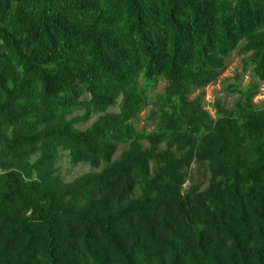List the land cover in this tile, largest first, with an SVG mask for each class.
Returning a JSON list of instances; mask_svg holds the SVG:
<instances>
[{
  "label": "trees",
  "instance_id": "16d2710c",
  "mask_svg": "<svg viewBox=\"0 0 264 264\" xmlns=\"http://www.w3.org/2000/svg\"><path fill=\"white\" fill-rule=\"evenodd\" d=\"M263 81L264 0H0V264H264Z\"/></svg>",
  "mask_w": 264,
  "mask_h": 264
},
{
  "label": "rangeland",
  "instance_id": "374dc122",
  "mask_svg": "<svg viewBox=\"0 0 264 264\" xmlns=\"http://www.w3.org/2000/svg\"><path fill=\"white\" fill-rule=\"evenodd\" d=\"M227 62V67L224 70V72L221 74V78L222 77H233L235 75V73L237 71H240V65H241V56L238 54L237 50H234L233 52L230 53V55L227 57L226 59ZM251 80V77L248 75H243L240 79V85L244 86L245 83L249 82ZM205 100L207 102H210L214 99V97L216 96H221L223 99H225L227 101V103H231L233 96L228 95L224 92V90L222 89V83L220 82V80H217L214 83H211L209 85H207L205 88ZM161 90V84H157L154 92L160 91ZM254 100L256 102L259 101H264V81L259 83V92L258 94L254 97ZM208 110L211 111V113H213V110L211 109L210 106L206 105L205 106ZM112 110H117V107L111 108ZM145 116V111H143L141 113V119L138 121V126L141 127L144 124V118ZM95 118L92 117V119L90 120V122ZM89 122V123H90ZM89 123H85L82 124L81 127L84 128L86 127ZM122 149V145H119L118 149H117V153L115 155V157L117 156V154L120 152V150ZM56 166L58 168V171L61 175V177L64 180H71L72 178L86 172V171H90V170H98L99 168H101V166L99 167H94L88 163H83V162H79L76 164H72L69 161V157H68V153L67 151H60L59 153V157L57 159L56 162ZM204 164L203 163H197L195 162L194 164H192L190 171H189V179L192 182H196V181H201L204 179V174H205V169H204ZM188 182H186L184 187H187Z\"/></svg>",
  "mask_w": 264,
  "mask_h": 264
}]
</instances>
